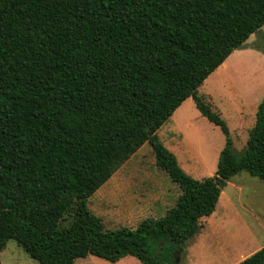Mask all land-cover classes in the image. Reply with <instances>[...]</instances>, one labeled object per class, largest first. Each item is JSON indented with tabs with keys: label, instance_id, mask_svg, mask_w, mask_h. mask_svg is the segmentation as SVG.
I'll return each mask as SVG.
<instances>
[{
	"label": "trees",
	"instance_id": "trees-1",
	"mask_svg": "<svg viewBox=\"0 0 264 264\" xmlns=\"http://www.w3.org/2000/svg\"><path fill=\"white\" fill-rule=\"evenodd\" d=\"M263 27L264 0H0V252L14 240L40 264H175L235 176L264 182V100L239 153L198 93ZM188 99L227 137L203 180L158 136ZM145 144L182 195L106 231L89 199ZM239 264H264V248Z\"/></svg>",
	"mask_w": 264,
	"mask_h": 264
},
{
	"label": "rangeland",
	"instance_id": "rangeland-1",
	"mask_svg": "<svg viewBox=\"0 0 264 264\" xmlns=\"http://www.w3.org/2000/svg\"><path fill=\"white\" fill-rule=\"evenodd\" d=\"M264 27L245 48L230 58L199 88L214 112L227 122L234 149L241 153L256 124L264 100ZM162 144L175 155L191 178L213 176L227 137L188 99L158 131ZM236 185V186H235ZM182 195L179 185L156 164L152 147L145 144L90 199L89 208L106 231L137 229L146 219H160ZM200 234L179 253L175 264H239L264 248V182L240 173L224 190L216 212L201 220ZM2 264H40L16 241L0 252ZM75 264H112L88 256ZM116 264H142L127 257Z\"/></svg>",
	"mask_w": 264,
	"mask_h": 264
},
{
	"label": "crops",
	"instance_id": "crops-1",
	"mask_svg": "<svg viewBox=\"0 0 264 264\" xmlns=\"http://www.w3.org/2000/svg\"><path fill=\"white\" fill-rule=\"evenodd\" d=\"M214 175H215V174H214ZM214 175H213V176H214ZM213 176H209V177H213ZM230 185H231V182L228 183V186H227L225 189H227ZM235 186H236V185H235ZM225 189H224V190H225ZM222 195H224V191H223ZM221 197H222V196H221ZM220 200H221V198H220ZM219 203H220V202H219ZM245 259H246V258H245ZM245 259H244V260H245Z\"/></svg>",
	"mask_w": 264,
	"mask_h": 264
}]
</instances>
